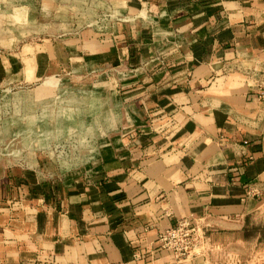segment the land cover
I'll list each match as a JSON object with an SVG mask.
<instances>
[{"label": "crops", "instance_id": "crops-1", "mask_svg": "<svg viewBox=\"0 0 264 264\" xmlns=\"http://www.w3.org/2000/svg\"><path fill=\"white\" fill-rule=\"evenodd\" d=\"M94 1L0 40V80L99 77L104 120L84 178L0 182V264H198L158 233L264 202V0Z\"/></svg>", "mask_w": 264, "mask_h": 264}, {"label": "rangeland", "instance_id": "rangeland-1", "mask_svg": "<svg viewBox=\"0 0 264 264\" xmlns=\"http://www.w3.org/2000/svg\"><path fill=\"white\" fill-rule=\"evenodd\" d=\"M43 1L0 0V40H25L34 26L21 25L22 14L29 7L38 10ZM89 1L92 8L94 0H64L61 7ZM92 77H49L25 84L11 78L0 80V182L34 169L43 179L84 178L104 128L99 125L104 121L100 120V97L81 91L102 85L99 77ZM9 192L14 193L6 189ZM193 223L196 246L190 257H196L198 264H264V202L241 217Z\"/></svg>", "mask_w": 264, "mask_h": 264}, {"label": "built area", "instance_id": "built-area-1", "mask_svg": "<svg viewBox=\"0 0 264 264\" xmlns=\"http://www.w3.org/2000/svg\"><path fill=\"white\" fill-rule=\"evenodd\" d=\"M195 229L193 221L182 219L176 226L159 232L156 240L159 247L170 251L176 260L182 261L191 256L192 249L196 246L193 243Z\"/></svg>", "mask_w": 264, "mask_h": 264}]
</instances>
